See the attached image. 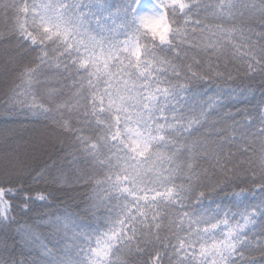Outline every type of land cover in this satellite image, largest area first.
I'll list each match as a JSON object with an SVG mask.
<instances>
[{"label":"snow or ice","instance_id":"6c2138e0","mask_svg":"<svg viewBox=\"0 0 264 264\" xmlns=\"http://www.w3.org/2000/svg\"><path fill=\"white\" fill-rule=\"evenodd\" d=\"M0 50V264H264V0H0Z\"/></svg>","mask_w":264,"mask_h":264},{"label":"trees","instance_id":"16d2710c","mask_svg":"<svg viewBox=\"0 0 264 264\" xmlns=\"http://www.w3.org/2000/svg\"><path fill=\"white\" fill-rule=\"evenodd\" d=\"M214 2V0H213ZM4 62V53L3 50H0V65H2ZM14 127L17 130L16 134V140L18 141L20 151L26 152L30 151V145L27 143L30 139V137H35L37 134L36 132L33 131L34 128H38L39 125H34L31 121L25 120L23 118H19ZM4 150V142L3 139L1 138L0 142V152ZM71 205V202H69ZM47 211H57V212H62L63 211V205L57 202V204L53 205L51 208L45 209ZM20 224L24 225L27 224L29 226H32L35 228L38 232L41 233H46L47 229L46 227L40 226L37 221L34 220V218L29 215V216H19L18 217Z\"/></svg>","mask_w":264,"mask_h":264},{"label":"rangeland","instance_id":"374dc122","mask_svg":"<svg viewBox=\"0 0 264 264\" xmlns=\"http://www.w3.org/2000/svg\"><path fill=\"white\" fill-rule=\"evenodd\" d=\"M0 142H1V138H0Z\"/></svg>","mask_w":264,"mask_h":264}]
</instances>
